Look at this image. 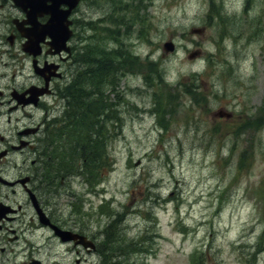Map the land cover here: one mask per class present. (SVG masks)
Returning a JSON list of instances; mask_svg holds the SVG:
<instances>
[{"label": "rangeland", "instance_id": "1", "mask_svg": "<svg viewBox=\"0 0 264 264\" xmlns=\"http://www.w3.org/2000/svg\"><path fill=\"white\" fill-rule=\"evenodd\" d=\"M82 2L86 61L102 59L100 104L115 113L109 165L96 182L75 169L52 187L55 214L98 248L61 245L28 211L18 242L0 235V264H264V0ZM61 108L55 91L34 122Z\"/></svg>", "mask_w": 264, "mask_h": 264}, {"label": "flooded vegetation", "instance_id": "2", "mask_svg": "<svg viewBox=\"0 0 264 264\" xmlns=\"http://www.w3.org/2000/svg\"><path fill=\"white\" fill-rule=\"evenodd\" d=\"M20 1L0 0V117H5L12 126L6 135L0 131V235L18 242L21 237L20 218L31 211L38 219L36 228L50 231L61 245L81 247L80 251L77 250L79 253L83 248L89 252L90 249L75 242H62L52 226L41 221L31 198L32 193L52 224L85 234L96 243L94 232H89L84 226H72L55 214L54 191L47 193L39 181L44 124L35 123L33 116L43 101L55 93L59 83L72 81L77 74L76 44L71 38L69 54H54L52 28L49 26L54 6L50 1L42 3L37 0L35 4L28 0ZM72 17H69L73 21L71 27L75 30ZM66 22L67 19L64 24ZM37 40L36 48L27 49L29 41ZM39 68H44V71L41 73ZM57 73L60 75H55ZM46 84L49 92L35 101L29 90L41 89Z\"/></svg>", "mask_w": 264, "mask_h": 264}, {"label": "trees", "instance_id": "3", "mask_svg": "<svg viewBox=\"0 0 264 264\" xmlns=\"http://www.w3.org/2000/svg\"><path fill=\"white\" fill-rule=\"evenodd\" d=\"M91 48L93 47L89 46L88 49ZM91 51L88 50V53L91 54ZM79 52L78 59L81 61L75 79L58 87L57 92L62 101V108L52 120L48 121L40 142L44 162L41 165L45 171L43 177L44 180L49 181L50 191L56 178L68 177L69 172L75 169L76 172L89 170L92 176L88 179L96 182L102 177L103 168L109 165V162L106 164L109 153L104 139L105 133H108V129L105 130V123L109 121L107 118L113 120L115 113L111 106L100 104V96L105 97L107 90L102 89L104 78L98 72H93L95 67H100L102 59L97 60L92 53L86 61L85 50ZM111 55V52L107 54L108 60L111 59ZM88 72V82L84 83L81 79H84ZM115 112L117 113L116 110ZM112 124L116 125V123ZM48 173L52 175L48 177ZM113 221L112 224L107 225L108 235L117 227ZM113 239L107 240L112 243ZM136 245L135 242L130 241L126 247L135 249Z\"/></svg>", "mask_w": 264, "mask_h": 264}, {"label": "clouds", "instance_id": "4", "mask_svg": "<svg viewBox=\"0 0 264 264\" xmlns=\"http://www.w3.org/2000/svg\"><path fill=\"white\" fill-rule=\"evenodd\" d=\"M237 8H240V5H237ZM189 47H191V45H189ZM182 55V54H181ZM175 63V62H174ZM205 62L203 60L199 61V66H193V70H203V66H204ZM182 71V69H181ZM179 72L177 71L176 67H172L169 68L168 71L165 72V80L168 83H174L176 81V79L178 78Z\"/></svg>", "mask_w": 264, "mask_h": 264}, {"label": "water", "instance_id": "5", "mask_svg": "<svg viewBox=\"0 0 264 264\" xmlns=\"http://www.w3.org/2000/svg\"><path fill=\"white\" fill-rule=\"evenodd\" d=\"M196 31H199V29H196ZM166 47H167V49H173V44L171 42L170 43H167L166 44Z\"/></svg>", "mask_w": 264, "mask_h": 264}]
</instances>
